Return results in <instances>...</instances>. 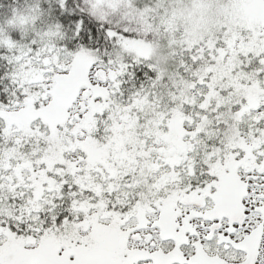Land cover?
Listing matches in <instances>:
<instances>
[{
  "label": "snow or ice",
  "instance_id": "6c2138e0",
  "mask_svg": "<svg viewBox=\"0 0 264 264\" xmlns=\"http://www.w3.org/2000/svg\"><path fill=\"white\" fill-rule=\"evenodd\" d=\"M0 264H264V0H0Z\"/></svg>",
  "mask_w": 264,
  "mask_h": 264
}]
</instances>
